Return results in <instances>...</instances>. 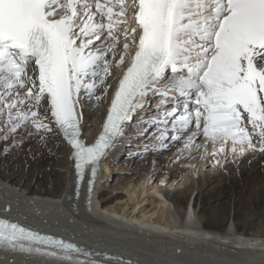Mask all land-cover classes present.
<instances>
[{
    "label": "snow or ice",
    "instance_id": "1",
    "mask_svg": "<svg viewBox=\"0 0 264 264\" xmlns=\"http://www.w3.org/2000/svg\"><path fill=\"white\" fill-rule=\"evenodd\" d=\"M118 52L123 70L113 78ZM109 89L101 131L89 140L82 97L100 101ZM170 91L186 104L183 113L174 103L156 106L165 131L202 124L205 137L239 139L243 153L245 143L256 150L258 130L264 151V0H0V139L61 142L78 184L90 169L92 189L122 125L150 93L174 101ZM166 138L180 139L161 132ZM0 244L62 253L70 264H83L72 253L88 254L8 216L0 218Z\"/></svg>",
    "mask_w": 264,
    "mask_h": 264
},
{
    "label": "bare ground",
    "instance_id": "2",
    "mask_svg": "<svg viewBox=\"0 0 264 264\" xmlns=\"http://www.w3.org/2000/svg\"><path fill=\"white\" fill-rule=\"evenodd\" d=\"M115 64L119 75L123 69L118 57L112 65ZM115 85L116 81L113 87ZM176 93L178 91L169 92L175 96ZM184 99L180 98V107L186 104ZM103 101V108L93 114L97 122L93 126L88 117L99 101L82 97L81 103L87 104L83 108L84 131L89 140L101 131L110 107V99ZM178 111L183 113L181 108ZM138 113L141 115H137L133 123L143 126V123L158 121L153 131L157 133L166 128L160 122L164 119V109L160 116L142 114L137 109L132 119ZM128 124L126 121L122 125V134L114 138L106 158L100 162L91 190L88 187L90 169L78 184L67 149L59 141L48 143L54 148L52 152L59 164L49 169L44 182L34 171L13 169L11 156L3 158L0 217L6 215L77 243L88 254L71 255L73 261L83 264H264V170H261L264 155L254 152L238 161L245 152L240 151L239 139L235 145L230 141L226 147L225 142L217 138L218 150L212 147L215 146L213 139L203 144L208 138L203 136L202 146L208 151H202L201 160L197 161L200 154L194 153L187 144L194 138L193 132H187L188 126L177 125L182 129L176 132L180 137L177 141L184 135L185 139L176 157L168 156V163L161 168L156 166L154 172L141 168L135 158L129 159L131 168L143 171L133 180L117 179L107 190L109 167L124 156L123 145L130 135L126 132ZM168 127L171 128V124ZM248 131H252L250 127ZM23 139L25 137L17 136L15 142L10 140L0 154L4 157ZM252 139L257 147L261 146L258 130ZM177 141L166 139L167 144H162L160 150ZM243 147L247 149V144ZM228 151L238 153L239 157L223 164ZM161 155L155 153L150 158ZM172 159L176 163L173 168L169 167ZM182 162L189 163L190 167L182 166ZM62 170L65 172L60 178ZM148 190L150 193L141 198ZM9 206L11 212L7 211ZM0 261L5 264H70L65 258L13 251L2 244Z\"/></svg>",
    "mask_w": 264,
    "mask_h": 264
},
{
    "label": "rangeland",
    "instance_id": "3",
    "mask_svg": "<svg viewBox=\"0 0 264 264\" xmlns=\"http://www.w3.org/2000/svg\"><path fill=\"white\" fill-rule=\"evenodd\" d=\"M121 46H122L121 44L117 45L118 48H122ZM119 54H121V53L118 52L117 57L119 56ZM116 60H117V58L113 60L112 64H114L116 62ZM110 72H111L113 78L117 75L116 64L112 65ZM114 82H115V80L113 79V83ZM111 93H112V90L109 89V93L107 94V96L101 97V100L99 101V103H96L95 108H94L93 112L91 113L90 117H88V119L92 122L93 126H95L94 124L97 123L96 121L93 120L94 112L95 111L98 112L103 108V104H102L104 102L103 100H106V98H108L111 95ZM171 96L174 97V101H167L166 100L163 103H160V100H163V97L159 98L161 96L157 95L155 93L154 95L147 97V101L148 100H150V101H148L142 109H138V111L141 112L142 114L148 113L147 115L152 114V115L160 116L161 112L163 111L164 108L163 107L157 108L156 106L159 104L160 105L167 104L168 107L170 108L172 106V104L178 100L177 96H175V95H171ZM93 99L95 100V98H93ZM86 105H87L86 103H83L82 104L83 108H85ZM179 108L183 109L184 107H180V105H179ZM143 110H145V112H143ZM155 112H156V114H153ZM137 115H141V114L140 113L136 114L134 116L135 119L128 121L129 124H128L126 132L128 131V133L130 135L128 136L129 140L127 141V143H125L123 145L124 156L120 160L111 163V166L109 167L110 169L108 170V174H107V177H109L107 187H109V188H107V190L110 189V186H112V183H114L117 179H121V180L124 179V181L128 180V179L133 180L134 177H136L137 175H139V173H141L143 171L142 169H139L136 172L133 168H131V164H130L131 160L129 161V159L135 158L136 163L139 166H141V168H147V169L150 168L151 172H154L153 169L156 166L161 168L162 164L168 163V156H174L175 155V157H176L178 154L177 149H179L182 146V144L184 143L185 135L181 136V138H182L181 141H177V143L167 145L166 148H164L163 150H160L162 144H167L166 143L167 138L164 139L162 142L160 139V136L157 134V132H155V134H154L153 131L156 130V128H157L156 123H149V124L143 123L144 128H143L142 124L133 123L134 121H136L138 119V118H136ZM151 119H152V117L149 118V121ZM201 126L202 127L199 131H197L195 129L193 124H189L188 128H187V132H190V131L196 132V135L194 136V138L192 140H189L187 142V144H188V146L192 147V151L194 153H197L198 155L200 154V158L197 161L201 160L202 151H208L207 147L203 148L202 145L204 143H205V145H207L208 142L210 141V139H213V145H215V146H212L213 148L215 147L216 149L219 150V147H220L218 144V141L216 139L210 137V136L202 144V139H203L204 135L202 134L203 125L201 124ZM136 128H138V129H136ZM161 132H165L167 137H170L173 134H175V133H173L172 129L171 130L167 129V131L160 130V132H158V133L160 134ZM200 132L202 135H200ZM0 137H2V133H0ZM9 142H10V140L4 141L3 139H0V150L5 144H7ZM49 142L50 141H40V140H34V139H30L28 137H25V139H23L21 142L16 144V146L14 147V149L11 152H6L4 154V157L2 154H0V170H3V158H7V157L11 156L13 158V161H10V165H13V169H19L22 171L28 169L30 171H34L35 175L37 176L39 174L40 177L42 178L43 182H44L49 175L48 174L49 169H51L53 166L59 164V162L56 161V159L58 157L55 156V154L52 152V150L54 148H52L48 145ZM254 142L255 141L253 140V143ZM221 143H223V142H221ZM225 145H226V141H225ZM255 146H256V150H254V151L247 147V149L243 153L242 157L241 156L239 157L238 153H232L229 151L226 152V153H228V155L226 154L227 156L223 157V159H224L223 164H225V162L228 163V161H230V160L232 162H234V158H236L237 156L239 157L238 161H241L242 160L241 158L248 156L249 154H252L254 152H257L258 154L264 155V151L260 150L262 145L260 147H257V145L255 144ZM225 151H227V150H225ZM212 152H214L215 154H218L217 151H215V150H213ZM155 153H160L163 155H161V157H154V159H151L150 156H153ZM233 154H235V155H233ZM232 155L234 157L231 159ZM154 161H156V162H154ZM175 165H176V163L172 159V161L169 163V167L173 168V166H175ZM182 166L190 167L189 163H188V165H186V163H183V162H182ZM100 169H102V168H100ZM261 170H264V166L261 167ZM34 172H33V174H34ZM64 172H65V170H62L61 174L59 175L60 178L63 176ZM107 177H106V179H107ZM29 178H30V175H28L27 180ZM148 193H150L149 190L147 192H145L143 195H141V198L144 197L145 195H148ZM146 204L148 205V203H146Z\"/></svg>",
    "mask_w": 264,
    "mask_h": 264
}]
</instances>
